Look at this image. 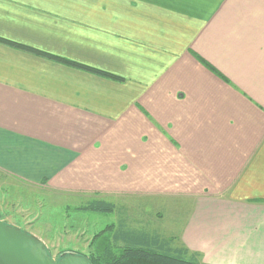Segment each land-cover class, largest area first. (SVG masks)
<instances>
[{
  "label": "crops",
  "instance_id": "0c3cea01",
  "mask_svg": "<svg viewBox=\"0 0 264 264\" xmlns=\"http://www.w3.org/2000/svg\"><path fill=\"white\" fill-rule=\"evenodd\" d=\"M0 170L193 199L180 245L264 264V0H0Z\"/></svg>",
  "mask_w": 264,
  "mask_h": 264
},
{
  "label": "rangeland",
  "instance_id": "374dc122",
  "mask_svg": "<svg viewBox=\"0 0 264 264\" xmlns=\"http://www.w3.org/2000/svg\"><path fill=\"white\" fill-rule=\"evenodd\" d=\"M94 200L101 199L59 194L0 170V221L37 236L56 259L73 252L103 264L99 260L105 242L102 236L110 229L114 232L123 222L131 228L174 238L180 245L182 224L194 204L193 199L175 195L121 197L107 199L116 206L113 212L86 209ZM113 251L119 254V247Z\"/></svg>",
  "mask_w": 264,
  "mask_h": 264
},
{
  "label": "trees",
  "instance_id": "16d2710c",
  "mask_svg": "<svg viewBox=\"0 0 264 264\" xmlns=\"http://www.w3.org/2000/svg\"><path fill=\"white\" fill-rule=\"evenodd\" d=\"M85 208L113 212L116 206L105 200H94ZM109 232L102 236L105 242L99 260L103 264H202L199 254L189 251L183 245H177L174 238H164L149 231L131 228L125 222L114 232L111 229ZM115 246L119 247V254L113 251ZM89 260L95 264L93 259Z\"/></svg>",
  "mask_w": 264,
  "mask_h": 264
},
{
  "label": "water",
  "instance_id": "95a60500",
  "mask_svg": "<svg viewBox=\"0 0 264 264\" xmlns=\"http://www.w3.org/2000/svg\"><path fill=\"white\" fill-rule=\"evenodd\" d=\"M0 264H92L79 253L54 258L37 236L0 221Z\"/></svg>",
  "mask_w": 264,
  "mask_h": 264
}]
</instances>
